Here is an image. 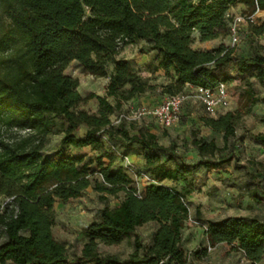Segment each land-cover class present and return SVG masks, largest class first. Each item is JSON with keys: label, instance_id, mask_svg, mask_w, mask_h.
Segmentation results:
<instances>
[{"label": "trees", "instance_id": "16d2710c", "mask_svg": "<svg viewBox=\"0 0 264 264\" xmlns=\"http://www.w3.org/2000/svg\"><path fill=\"white\" fill-rule=\"evenodd\" d=\"M237 2L243 3L244 11L249 14L264 11V0H0V49L11 52L23 63L22 85L0 76V108L10 124L18 129H28L25 134L33 132L42 141L51 130L49 114L64 117L70 126L60 139L61 146H88L99 152L100 161L107 159L100 173L112 189L100 186V190L115 192L119 182H128L120 167L110 168L115 156L110 149H105L101 134H106L123 148L132 144L139 146L143 151V167L149 173L160 179L185 183L182 191L175 186H148L142 200L147 211H143V206L134 202L131 196L126 198L122 213L117 208L104 210L101 221L93 222L86 230L89 239L82 248L79 262L159 264L163 260L162 264H183V254L177 245L187 209L180 199L184 200L191 193L186 189V183L192 170L183 163L166 168L165 163L172 159L174 146L160 144L155 133L141 127L130 133L121 120L116 127L110 125L108 114L113 109H119L123 102L155 87L149 83L150 77H142L133 71L119 55L127 45L144 39L149 48L157 52L158 64L164 73L172 74L178 83L214 84L220 80L214 69L234 58L239 73L252 70L254 78L262 84L264 53L254 51L248 57H234L232 48L224 44L212 50L191 46L194 31L200 42L225 36L229 29L227 10ZM250 30L261 35L264 22L250 24ZM71 61L78 62L94 77L108 79L104 95H89L98 102L96 115L74 111L81 96L75 90V79L64 73ZM257 101L252 85L245 81L235 111H226L215 118L201 116L199 120L222 134L224 148L228 138L234 135L241 116ZM79 120L85 121L88 128L77 137L71 131ZM255 139L264 144V133H257ZM190 144L200 156L194 167L217 169L226 161L212 159L217 150L213 138L193 137ZM161 154L165 158L162 159ZM82 160V157L63 153L61 148L51 159L41 155L39 148L22 152L20 146L12 149L0 140V188L2 193L14 195L17 205L15 214L12 208L0 213V237L6 236L0 243V262L7 258L12 259L13 264H60L64 261L63 245L50 234L48 212L54 197L76 196L89 184L84 177L89 166ZM79 163L81 167L77 168ZM48 169L50 180L58 184L44 192L39 186ZM60 170L63 175L58 173ZM17 175L18 179L22 175L27 181L13 189L9 179ZM124 213L129 215L119 221ZM143 218L168 222L156 232L154 246L143 257L132 255L129 260L119 262L112 256L96 254L94 238L116 241ZM27 230L30 233L27 236L20 233ZM207 234L212 243L236 241L244 252L248 250L251 262L260 260L264 244L262 220L222 218L209 222Z\"/></svg>", "mask_w": 264, "mask_h": 264}, {"label": "rangeland", "instance_id": "374dc122", "mask_svg": "<svg viewBox=\"0 0 264 264\" xmlns=\"http://www.w3.org/2000/svg\"><path fill=\"white\" fill-rule=\"evenodd\" d=\"M244 9L245 5L237 2L227 10L229 27L235 25L237 29V41H233L229 29L225 36L218 37L226 47L232 48L234 57H248L254 51L264 53V32L257 36L250 30V24L258 25L264 22V11L257 10L249 14ZM239 18L241 19L238 20ZM192 37L191 46L197 42L196 31ZM119 56H123L133 71L142 77H150L149 83L155 87L137 95V98L133 97L123 102L119 109H113L108 114L110 125L116 127L121 120L130 133H135L139 127L155 133L160 144L174 146L171 151L172 159L166 161L165 167L170 168L174 164L183 163L192 170L186 183V189H190L191 193L186 195L184 200L180 199L187 209V217L181 221L180 240L177 245L183 254V264H264V244L260 260L253 263L249 259L248 250L244 252L236 241L212 243L207 234L209 222L226 217H242L246 220L257 218L264 221V144L255 139L257 133H264V83L257 82L252 70L239 73L234 58L214 69L218 79L228 84V103L215 117L226 111L236 110L245 81L252 85L258 101L248 113L241 116L234 135L228 138L224 148L222 134L217 132L211 134L217 147L212 159L217 161L223 158L226 161L219 168L208 170L202 166L194 167L200 156L196 148L190 144L193 137L198 138L196 127L200 122L199 118L209 116L199 101L196 87L176 82L172 74L166 75L158 64L157 52L150 49L144 39L124 47ZM22 66L23 63L11 52L0 49L1 77L22 85L24 83ZM64 73L75 79V90L81 96V101L76 104L74 111H84L87 116L96 115L98 102L89 95H104L103 88L107 78L92 76L76 61H71L64 69ZM174 92H182L186 98L180 108L179 121L170 127L161 128L149 114L139 118L132 117L135 109L141 107L151 109ZM108 101L114 103L111 98H108ZM49 117L52 119L51 130L41 141L33 132H29V136L25 134L28 129H18L10 124L6 120L4 110L0 108V140L5 145H10L12 149L20 146L22 152L39 148L41 155L51 159L54 158L55 151L61 148L65 154L82 157V162L89 166L84 176L89 184L76 196L65 199L54 197L48 215L51 237L63 245L65 251V259L60 264H92L91 261L79 262L78 258L89 239L86 230L93 222L101 221L104 210L117 208L121 210L119 213H122L126 198L131 196L134 202L143 206V211H147L148 208L142 200L147 195L148 186H175L178 191H182L185 183L181 180L160 179L158 175L149 173L143 167V161L141 162L143 151L139 146L132 144L129 148H123L106 134H101L105 149H110L111 154L115 156L110 168L114 170L120 167L128 182H119L115 192L100 190V186L112 189L100 173L107 159L103 158L100 161L99 152L91 150L90 147L61 146L60 139L70 126V122L62 116H54L53 113H50ZM87 128L86 122L79 120L71 133L80 137ZM130 152L135 154L134 159L132 155L126 157ZM161 158H165V155L161 154ZM80 167L81 163L77 164V168ZM58 173L63 175L61 170ZM20 177L18 179L17 175L9 179L13 189H18L27 181L22 175ZM50 179L51 171L48 169L39 186L45 190L44 192L58 184L57 181ZM14 197L2 193L0 188V213L7 208H12L14 214L17 212ZM127 214L120 216L119 221H124ZM165 224L168 222L163 219H140L131 230L116 241L105 242L94 238L95 252L101 257L112 256L119 262L129 260L132 255L143 257L147 250L154 246L155 234ZM20 233L26 236L30 234L28 230ZM5 239L6 236L1 235L0 243ZM0 264H13V261L7 258Z\"/></svg>", "mask_w": 264, "mask_h": 264}, {"label": "built area", "instance_id": "2783aa9c", "mask_svg": "<svg viewBox=\"0 0 264 264\" xmlns=\"http://www.w3.org/2000/svg\"><path fill=\"white\" fill-rule=\"evenodd\" d=\"M239 18L238 20H240ZM233 41H237V29L235 25L229 27ZM190 84V83H187ZM199 94V101L205 112L215 117L219 114L220 109L228 103V84L219 80L214 84L206 86L194 85ZM186 96L182 92L168 94L162 101L151 109L144 107L137 108L133 111L132 117L139 118L143 115H151L161 128H168L180 119V108ZM163 260L159 262L162 264Z\"/></svg>", "mask_w": 264, "mask_h": 264}, {"label": "crops", "instance_id": "0c3cea01", "mask_svg": "<svg viewBox=\"0 0 264 264\" xmlns=\"http://www.w3.org/2000/svg\"><path fill=\"white\" fill-rule=\"evenodd\" d=\"M196 38H197V42L192 46V48H194V49H199V50H212V49L216 48L218 45L223 44L221 42L220 38H218V37L217 38H214V39H211V40H207V41L200 42L198 40V33H197V31H196ZM217 79H218V77H217ZM107 81L108 80L106 79V83H107ZM103 91H105V88H103ZM135 97L137 98V96H135ZM196 128L198 130L197 131L198 138L199 137H202V138L207 139V140L213 138V135H211V134L214 131L211 128H209V127L204 126L203 124H201V122L197 123V127ZM164 146H166V145H164ZM86 147H88V146H86ZM130 155L133 156V159L136 157L133 152L128 153L126 157L128 158V156H130ZM142 161H143V159L141 160V162Z\"/></svg>", "mask_w": 264, "mask_h": 264}]
</instances>
